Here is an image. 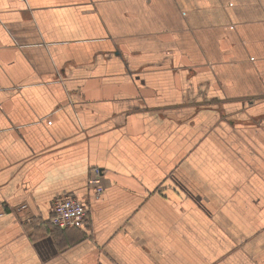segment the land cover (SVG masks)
I'll list each match as a JSON object with an SVG mask.
<instances>
[{
	"label": "crops",
	"instance_id": "crops-1",
	"mask_svg": "<svg viewBox=\"0 0 264 264\" xmlns=\"http://www.w3.org/2000/svg\"><path fill=\"white\" fill-rule=\"evenodd\" d=\"M0 205V264H264V0H0Z\"/></svg>",
	"mask_w": 264,
	"mask_h": 264
},
{
	"label": "built area",
	"instance_id": "built-area-1",
	"mask_svg": "<svg viewBox=\"0 0 264 264\" xmlns=\"http://www.w3.org/2000/svg\"><path fill=\"white\" fill-rule=\"evenodd\" d=\"M103 170L96 167L92 169L89 184L95 189L96 195L104 191ZM27 208L26 204L19 207L20 210ZM5 208L0 205V217L4 215ZM90 209L86 202L76 196L63 194L54 202L51 222L60 229L78 227L86 228L90 222Z\"/></svg>",
	"mask_w": 264,
	"mask_h": 264
},
{
	"label": "rangeland",
	"instance_id": "rangeland-1",
	"mask_svg": "<svg viewBox=\"0 0 264 264\" xmlns=\"http://www.w3.org/2000/svg\"><path fill=\"white\" fill-rule=\"evenodd\" d=\"M209 88V87H208ZM256 117L257 116H252V115H250L248 118H245V117H242V114L241 113H239V115H237V114H235V115H233L232 116V118L234 119V120H236L237 122H239V123H245V124H249V123H252L251 122V120L252 119H254V120H256ZM221 144V149H223L224 151H226V150H228L222 143H220ZM223 145V146H222ZM6 212H7V210H5L4 211V215L6 214ZM51 217H52V215H51ZM51 225L52 226H54L53 224H52V222H51ZM55 228H58L57 226H54ZM72 228H76V227H72ZM78 228V227H77ZM87 228V227H86ZM67 229V228H66ZM81 229H85V228H81Z\"/></svg>",
	"mask_w": 264,
	"mask_h": 264
},
{
	"label": "trees",
	"instance_id": "trees-1",
	"mask_svg": "<svg viewBox=\"0 0 264 264\" xmlns=\"http://www.w3.org/2000/svg\"><path fill=\"white\" fill-rule=\"evenodd\" d=\"M62 230H64V229H62Z\"/></svg>",
	"mask_w": 264,
	"mask_h": 264
}]
</instances>
